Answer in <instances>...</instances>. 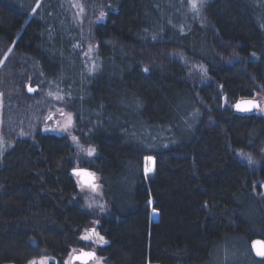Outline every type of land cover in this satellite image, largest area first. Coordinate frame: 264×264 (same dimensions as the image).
Returning a JSON list of instances; mask_svg holds the SVG:
<instances>
[{
  "label": "trees",
  "instance_id": "trees-1",
  "mask_svg": "<svg viewBox=\"0 0 264 264\" xmlns=\"http://www.w3.org/2000/svg\"><path fill=\"white\" fill-rule=\"evenodd\" d=\"M104 1L112 7L90 67L67 0H0L5 98L31 97L28 82L60 93L75 133L97 151L80 161L69 134L42 129L5 150L0 264H66L94 245L81 237L95 220L106 264H264L252 248L264 240V114L233 107L264 94V0H210L202 18L191 0ZM178 51L211 80L196 84ZM79 167L99 175L107 211L85 207Z\"/></svg>",
  "mask_w": 264,
  "mask_h": 264
},
{
  "label": "rangeland",
  "instance_id": "rangeland-1",
  "mask_svg": "<svg viewBox=\"0 0 264 264\" xmlns=\"http://www.w3.org/2000/svg\"><path fill=\"white\" fill-rule=\"evenodd\" d=\"M67 1L75 12L77 18L84 25L89 40V44L86 50L88 64L90 67H95L99 62L95 52V47L98 43L97 29L101 23L107 20L109 9L112 7V4L104 0ZM209 1L210 0H204V3L201 4V0H191V8L199 17L202 18L204 16L205 7ZM193 3L196 4L195 8H193ZM178 54V58L180 57L184 61V63H186L188 74L196 84L200 85L211 80V77L208 73V68L203 62L192 59L183 51H178ZM29 83L30 82L27 83V91ZM244 99L257 100L260 104V107L264 108L263 93H256L253 97ZM255 112L264 114V111H261L260 109H256ZM68 114H71L72 116V124L68 126L67 130H64L62 126L67 122ZM39 129H42L44 131H51L57 134H69L71 140L72 137L75 136L77 139L75 142L72 140V143L80 161L93 157L97 152L94 146L84 144L75 133L74 112L64 106L63 97L60 93L53 92L51 90H41L35 91V93L29 98H21L17 101H11L10 99L5 98L4 91L0 89V156L3 155L8 147H11L15 143V139H17L18 137L33 136ZM90 150H94L91 155H89ZM241 153H243L244 155L241 156ZM238 154L252 167L257 166L258 160L255 159L253 154H251L250 152L239 150ZM148 156H152L154 158L153 161H149L145 158V169H150V171H147L146 174L148 180H151L154 174L156 160L155 156ZM249 156L251 157L253 163H249ZM96 176L97 190L93 191L90 187L85 186L81 188L80 186L81 196L87 209L101 211V208L103 207L104 211H107L108 206L105 200L102 185L100 183L99 175L96 174ZM262 195L264 196V183L262 184ZM93 229H95L96 234L91 235L89 239H83V237L89 235V233ZM100 236L103 235L98 229V221L95 220L93 225L87 228L83 232L81 237L83 240L91 242L94 245L90 248L83 249L97 251V246L101 245V243L98 242ZM83 249L74 248L70 256L67 258L66 264H106L105 258L99 255L91 259L89 262H82L80 260L74 259L75 254L81 252ZM34 260L36 261V264H40L41 260H47V264H51L53 261H55L52 256H43ZM234 262L235 257L231 256L227 259L218 258L216 264H234Z\"/></svg>",
  "mask_w": 264,
  "mask_h": 264
},
{
  "label": "snow or ice",
  "instance_id": "snow-or-ice-1",
  "mask_svg": "<svg viewBox=\"0 0 264 264\" xmlns=\"http://www.w3.org/2000/svg\"><path fill=\"white\" fill-rule=\"evenodd\" d=\"M203 3H204V0H201V4H203ZM195 7H196V4L193 3V8H195ZM145 71H147V69H145ZM28 91L32 92V91H34V89L31 86H29L28 87ZM233 107L237 111H240V112H249V111H252L253 109H260L261 111H264V108H261L260 105L254 99H247V100L242 99V100L238 101L237 103H235L233 105ZM71 124H72V116H71V114H68L67 122H66L65 125L62 126V128L64 130H67L68 126L71 125ZM76 139L77 138L75 136L72 137V140L74 142L76 141ZM93 151L94 150H90L89 151V155H91ZM243 155L244 154L241 153V156H243ZM146 159L149 160V161H153L154 160V158L152 156H148V157H146ZM248 161H249V163H253V161H252L250 156L248 157ZM145 171L146 172L150 171V169L146 168ZM82 172H87L88 173V175L91 177L90 182L84 183L81 180V173ZM73 174L76 175L79 178L81 188L87 186V187H90L93 191L97 190V185L95 183L96 177H95L94 173H91V172H89L87 170H84V169H73ZM89 207H91V206H89ZM101 211H104L103 207L101 208ZM153 211L155 212V209H153ZM94 234H96L95 233V229H93L89 233V235L84 236L83 239H89L90 236L94 235ZM98 242L101 243V244L106 243V241H105L103 236L99 237ZM252 248L255 250L257 256L264 257V240H259V239L253 240L252 241ZM93 256H94V253H92V252H82L80 255L75 256L74 259L83 260L84 261V259H82L83 257H87V260H88L89 258H92ZM28 264H36V261L35 260H30L28 262ZM40 264H47V260H41Z\"/></svg>",
  "mask_w": 264,
  "mask_h": 264
},
{
  "label": "water",
  "instance_id": "water-1",
  "mask_svg": "<svg viewBox=\"0 0 264 264\" xmlns=\"http://www.w3.org/2000/svg\"><path fill=\"white\" fill-rule=\"evenodd\" d=\"M29 86H31L32 87V85L29 83L28 84V87ZM33 89H34V91H32V92H29L30 94H34L35 93V91L38 89V86H33L32 87ZM245 100H247V99H245ZM240 101V100H239ZM258 104H259V102L257 101V100H255ZM237 103V102H236ZM260 105V104H259ZM256 109H253L252 111H249V112H253V111H255ZM76 169H84V170H87V171H89V172H91V173H94V172H92L89 168H86V167H79V168H76ZM95 174V177H96V180H95V183H96V181H97V176H96V173H94ZM152 182V180L150 181V183ZM154 217H155V221H159L160 220V211H158V210H156L155 212H154ZM259 240H263L262 238H258ZM257 240V239H256ZM255 251V250H254ZM82 252H92V253H94V256L92 257V258H89L86 262H89L91 259H93V258H95L97 255H98V253H97V251L96 250H86V249H83L81 252H78V253H76L75 254V256H78V255H80ZM256 253V252H255ZM260 257V256H259ZM80 261H82V262H85V261H83V260H80Z\"/></svg>",
  "mask_w": 264,
  "mask_h": 264
},
{
  "label": "clouds",
  "instance_id": "clouds-1",
  "mask_svg": "<svg viewBox=\"0 0 264 264\" xmlns=\"http://www.w3.org/2000/svg\"><path fill=\"white\" fill-rule=\"evenodd\" d=\"M81 180H82L84 183H88V182H90L91 177L88 175L87 172H82V173H81ZM82 259H84L85 262L87 261V257H83Z\"/></svg>",
  "mask_w": 264,
  "mask_h": 264
}]
</instances>
